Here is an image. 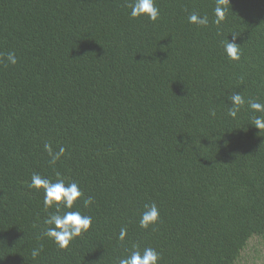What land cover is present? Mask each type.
<instances>
[{
  "label": "trees",
  "instance_id": "obj_1",
  "mask_svg": "<svg viewBox=\"0 0 264 264\" xmlns=\"http://www.w3.org/2000/svg\"><path fill=\"white\" fill-rule=\"evenodd\" d=\"M131 2L0 0V55L17 57L0 63V264H118L134 245L158 264H264V113L247 105L264 104V0H225L219 25L216 0H155V22ZM45 143L66 149L55 166ZM33 173L83 193L71 210L92 228L67 249L43 236L55 208Z\"/></svg>",
  "mask_w": 264,
  "mask_h": 264
},
{
  "label": "clouds",
  "instance_id": "obj_2",
  "mask_svg": "<svg viewBox=\"0 0 264 264\" xmlns=\"http://www.w3.org/2000/svg\"><path fill=\"white\" fill-rule=\"evenodd\" d=\"M224 4L225 0H216V7L214 9L216 19L214 22L217 25L224 19ZM127 6L131 9L130 15L132 18L144 16L155 22L160 15V10L156 6L155 0H132ZM188 22L200 26H207L209 23L207 16L201 17L196 12L189 14ZM235 38L236 34H233L232 41L228 40L223 42V48L227 57L233 61L239 60L241 55L239 45L234 42ZM5 62L15 65L17 63L15 53L9 52L6 56L0 55V63ZM229 100L232 106L228 110V115L232 118H236L237 113L245 104V99L241 93L235 92L229 97ZM247 105L254 112L264 113V104L256 100H248ZM210 115L215 116V111L211 110ZM252 125L259 129L260 132L264 131V116H254L252 118ZM44 150L50 157L49 164L51 166H55L57 161L66 154V149L63 146H60L58 151H54L52 145L49 143L44 144ZM28 187L37 191L43 190L45 211H48L50 208H55V211L50 212L44 219V225L47 227L43 231V236L53 240L60 249H67L76 237L81 236L92 228L93 219L91 216L83 215L78 210H71L75 202L83 196L78 183L69 182L66 184L59 173H57V179L55 181L38 173H33ZM93 203V197L84 199V206L86 208ZM62 209H69V211L62 212ZM158 221L159 208L157 204L155 202L144 204L139 219L140 227L147 229L150 225H154ZM126 236L127 229L121 228L118 239L124 241ZM41 250L42 249L39 248L33 249L32 256H38ZM159 259L160 254L154 248L145 247L143 251H141L138 245H134L130 254L120 258L118 264H158Z\"/></svg>",
  "mask_w": 264,
  "mask_h": 264
}]
</instances>
